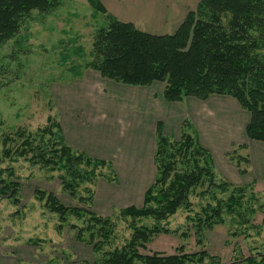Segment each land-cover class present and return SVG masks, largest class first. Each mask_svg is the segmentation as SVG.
<instances>
[{"label":"trees","instance_id":"trees-1","mask_svg":"<svg viewBox=\"0 0 264 264\" xmlns=\"http://www.w3.org/2000/svg\"><path fill=\"white\" fill-rule=\"evenodd\" d=\"M61 2L0 0V46L19 33L32 11L48 15ZM97 8L105 25L94 30L91 59L80 70L91 69L102 78L129 86L162 82L166 102H181L187 97L206 100L212 95L231 97L249 114L246 137L264 143V0H200L171 35L143 32L109 14L100 3ZM2 147L3 159L22 158L59 172L62 190L71 199L87 204L86 209L66 206L54 194L34 190L35 198L57 215L59 229L69 216L82 221L81 226L71 224L70 228L76 231V240L91 247L93 259L84 264H220L218 256L204 249L207 230L223 224L225 216L231 225L241 226L240 233L246 236L249 229L256 235L261 230L253 223L258 211L251 205L256 200L255 182L235 186L218 176L209 151L200 145L188 119L182 121L178 139L165 135L162 124H156L154 179L144 191L140 206L130 205L110 216L91 210L90 186L101 177L117 181L111 161L66 145L54 116H48L47 125L35 133L18 129L13 136L4 135ZM247 151L246 144H234L226 155L240 175L250 167ZM0 196L12 205L20 204L19 183L11 166L0 169ZM191 196L199 198L197 210ZM180 209L187 214L186 228L179 236L184 241L192 232L198 250L187 251L181 243L172 254L142 252L158 235L177 232L165 224ZM117 218L128 221L130 233L122 244L114 246ZM148 220L151 224L144 222ZM240 262L264 264V252L230 264Z\"/></svg>","mask_w":264,"mask_h":264},{"label":"rangeland","instance_id":"rangeland-1","mask_svg":"<svg viewBox=\"0 0 264 264\" xmlns=\"http://www.w3.org/2000/svg\"><path fill=\"white\" fill-rule=\"evenodd\" d=\"M97 1L62 0L57 9L44 16L34 10L31 17L22 22L19 33L0 46V169L9 166L14 169L20 198V204L16 206L12 205L8 198L0 196V264H84L91 263L93 259L91 247L76 240V231L70 228L71 224L81 226L82 221L69 216L59 229L57 215L49 212L44 207V202L35 198L34 190L50 192L66 206L86 209L87 204L71 199L62 190L59 172L33 165L22 158L14 161L3 159L2 138L8 134L13 136L18 129L35 133L47 125L48 116L52 115L58 119L61 105L63 110L74 109L78 111L77 114L82 111L83 119L87 120L85 124H88L89 128L94 122L95 129L101 126L102 123H97L94 119L102 113L110 118L115 117L120 125L118 119L128 109L129 98L126 95L111 91L110 95L113 97L109 103V99H105L109 96L107 86L95 83H86L85 87L79 85L84 73V70H80L82 64L91 59L93 32L105 25L104 16L97 8L100 2ZM158 1L168 5L171 10L190 8L196 2ZM122 12L127 13L126 10ZM72 79L79 82L71 85ZM57 98L60 110L56 106L53 108V103L57 105ZM92 99H95V103ZM100 99L106 101L100 102ZM240 123L241 118L238 119V125ZM105 128L108 129L107 124ZM101 136H105L104 142L103 138L100 141L109 150L99 154L105 156L103 160L111 161L118 181L131 182L129 170L122 167V149L113 151L114 145L109 140L107 131L98 133V137L93 138ZM97 144L95 147L94 142L96 149L99 142ZM103 171L111 175L107 168ZM95 184L90 186L93 197ZM252 188L256 200L252 201L251 205L258 210L253 217V223L261 226L258 235L254 229L248 230V236L241 234V226L231 225L229 217L226 216L223 224L215 225L204 233V249L211 255L218 256L220 264H230L240 261L243 257L264 252V177L255 182ZM190 199L195 204L194 210H197L199 198L191 196ZM201 202L204 203V200ZM259 205L263 207L258 209ZM91 210L93 211L92 204ZM117 211L115 209L110 215L116 214ZM186 214V211L180 209L171 216L165 226L177 232L158 235L147 245V250L142 252L172 254L174 248L181 243H184L187 251H197L192 232L184 241L179 236L186 228ZM144 222L151 224L152 221ZM116 225L117 237L114 246L122 244L130 233L128 221L117 218ZM234 231L239 234L234 236Z\"/></svg>","mask_w":264,"mask_h":264},{"label":"crops","instance_id":"crops-1","mask_svg":"<svg viewBox=\"0 0 264 264\" xmlns=\"http://www.w3.org/2000/svg\"><path fill=\"white\" fill-rule=\"evenodd\" d=\"M98 1L109 14L120 21L131 22L143 32L171 35L187 12L194 10L200 0H195L190 8L176 10H171L168 5L158 0ZM124 10L127 13H123ZM80 81L79 85L84 87L86 83L107 86L109 96L105 99H109V103L113 97L110 95L111 91L129 98L127 112L125 114L123 112L118 119L120 125L117 124L115 117L110 118L103 113L100 115V112V120L99 117L94 119L97 123H102L100 127H96L97 132L94 127L95 122L90 128L85 124L87 120L83 119L82 111L77 114L78 111L74 109L63 110V105L60 110L58 98L57 105L53 103V108L56 106L61 111V114L57 115V121L68 146L83 151L91 157L104 159L105 156L99 153H106L109 150L100 141L103 138L102 142H104L105 136L95 139L93 137H98V133L107 131L110 135L109 140L114 145L113 151L122 149L123 157L120 158L124 164L122 167L124 170H129V178L132 181L121 183L118 179L116 182L99 179L94 187L92 203L95 213L108 216L115 209L141 205L144 191L150 186L155 175L152 156L157 122L162 123L165 135L178 139L182 121L190 120L200 145L211 155L215 172L231 184L244 186L264 177V143L246 137L244 129L249 114L241 109L233 98L212 95L206 100L187 97L181 102H166L163 99L165 85L162 82H153L149 86L123 85L103 79L91 69L84 70ZM77 82L72 79L70 84L74 85ZM105 99L103 100L106 101ZM103 100L100 99V102ZM92 102L95 103V99H92ZM239 118H241L240 125H238ZM106 124L108 129L105 128ZM94 142L95 147L99 142L98 149L94 147ZM234 144H246L248 147L250 167L246 174L240 175L236 165L226 156L232 151Z\"/></svg>","mask_w":264,"mask_h":264}]
</instances>
